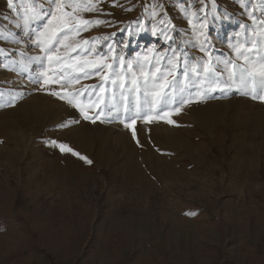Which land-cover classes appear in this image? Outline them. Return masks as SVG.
<instances>
[{
	"label": "rangeland",
	"instance_id": "rangeland-1",
	"mask_svg": "<svg viewBox=\"0 0 264 264\" xmlns=\"http://www.w3.org/2000/svg\"><path fill=\"white\" fill-rule=\"evenodd\" d=\"M76 2L103 23L70 58L103 67L42 87L55 0H0V264H264V0Z\"/></svg>",
	"mask_w": 264,
	"mask_h": 264
},
{
	"label": "snow or ice",
	"instance_id": "snow-or-ice-1",
	"mask_svg": "<svg viewBox=\"0 0 264 264\" xmlns=\"http://www.w3.org/2000/svg\"><path fill=\"white\" fill-rule=\"evenodd\" d=\"M9 5L13 6L14 0H8ZM66 0H55V13H50L49 15L51 16V19L49 20L47 28L44 30V32L41 34V40L40 43L43 45V50L45 51L47 61L51 65V63L55 62L58 65V70L60 72L59 76L53 77L50 76L48 72L42 73V76L44 77L43 79V84L42 87L44 86H49L51 84L56 83L57 80H74L75 83H78L79 80L78 78H74L71 75L66 74V70H71L74 68L79 67L80 68V74L81 75H87V73L84 72V69L82 65H88L90 68L93 70L97 71V74L99 75V68L103 67L102 61H97V60H81L79 58V55H77V58L75 60H72L70 58V53H76L78 49H81V43L77 42L73 38V34H78L80 31V26L86 27L88 24L91 23H103L102 21H88V20H80L78 19V11L82 7L80 4L76 2V0H72L71 3V8L73 9L72 12L66 11ZM91 10V6H89V9ZM261 25L264 26V21H261ZM84 44L88 43L87 41H83ZM59 46V47H58ZM60 47L64 49L63 54H61ZM42 59V58H41ZM245 61H248L249 58L247 56L244 57ZM170 64H172V67H175L174 62L169 61ZM107 67H111V65H107ZM130 67V65H129ZM237 65L233 64L232 65V70L230 72V77L235 75V69ZM241 68L244 67V65L240 66ZM205 71L206 72H212L214 69L212 68L211 64L209 63L208 65L205 66ZM156 72L160 73L161 70L159 67L156 68ZM259 75L260 81L264 83V62H260L259 66L254 63L252 65V70L248 72V75L255 78L256 75ZM146 76L148 74H145ZM168 75H171V72H169L167 75L161 74V77H156L155 79L151 80V85H152V91H151V96H152V101H150V104L155 106L156 104H160L162 101H165V97L167 95L166 89L169 87V80H168ZM107 75H100V79L102 81L108 80ZM118 79L120 78L119 76L117 77ZM157 81H160L159 83ZM135 84V80L133 81ZM147 83V80H146ZM121 87H123V84L121 83ZM90 89H85V91H89ZM93 94H95L94 90ZM99 92L103 93L104 88L100 86ZM53 95L57 96L59 99L64 100L67 99L69 104H72L75 101L76 96H79L81 93L79 90H77L74 94L71 93L70 91L64 89L63 87L60 88V90L55 91L52 93ZM257 98V97H253ZM261 101H264V95H259L258 97ZM187 99L181 100L179 103L180 105L189 103ZM103 97L102 96H97V100L95 102L94 106L95 108L99 109L100 105L103 104ZM77 107L81 108V111L84 112V118L85 119H93L87 111H85V108L83 105L77 103ZM176 112L181 111V107L177 106L175 109ZM102 110L101 112L97 115V119L99 118V115H102ZM173 115L172 112L170 111H165L163 114V119H166L168 123L170 124H176L175 120L171 119V116ZM157 117H153L151 115H146L144 117L145 122H151V120L156 119ZM136 120L132 119L131 123L126 124V127H129L133 130V134L135 135V125H136ZM55 143V141H53ZM60 149L62 151L66 152H73V149L63 143L60 144ZM73 154L80 156V153H74ZM82 159L87 160V157H81ZM88 163H92L90 160H87ZM194 215L195 213H190Z\"/></svg>",
	"mask_w": 264,
	"mask_h": 264
}]
</instances>
